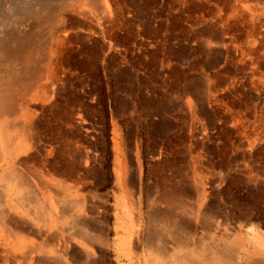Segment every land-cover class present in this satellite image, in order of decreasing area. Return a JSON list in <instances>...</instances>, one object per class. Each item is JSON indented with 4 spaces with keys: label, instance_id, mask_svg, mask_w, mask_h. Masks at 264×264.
Masks as SVG:
<instances>
[{
    "label": "rangeland",
    "instance_id": "374dc122",
    "mask_svg": "<svg viewBox=\"0 0 264 264\" xmlns=\"http://www.w3.org/2000/svg\"><path fill=\"white\" fill-rule=\"evenodd\" d=\"M5 80L0 264H264V0H0Z\"/></svg>",
    "mask_w": 264,
    "mask_h": 264
},
{
    "label": "bare ground",
    "instance_id": "6f19581e",
    "mask_svg": "<svg viewBox=\"0 0 264 264\" xmlns=\"http://www.w3.org/2000/svg\"><path fill=\"white\" fill-rule=\"evenodd\" d=\"M109 11V10H108ZM50 16V15H49ZM33 37V36H32ZM25 39V38H24ZM27 40V39H26ZM20 41V40H19ZM19 41H16V43L14 42V45H9L8 44V41L6 40L5 42H2V47L3 49L8 53V50L9 48L11 49V47H14L13 51H12V54L13 55H9V56H14L17 55V52H19L20 50H23L25 48H28L26 47V45H24L23 42H19ZM29 41V39H28ZM33 42V40L30 41V43ZM34 44V43H33ZM14 59V58H13ZM28 72V71H27ZM31 74V73H30ZM28 77V76H27ZM26 77V78H27ZM32 78V77H30ZM24 79V78H23ZM32 80H35V79H32ZM6 81V80H5ZM2 84V85H1ZM17 86L18 84L15 83V82H8V80L6 81V83H3L1 82L0 83V114H1V117H2V113H6L7 111H9V108H10V104L11 102H13V94H15L16 92V89L14 88V86ZM19 87V86H18ZM21 91V90H20ZM21 93V92H20ZM12 106V105H11ZM8 113V112H7ZM1 120V119H0ZM2 123V121H0ZM6 123V122H5ZM2 125V124H1ZM5 125V124H3ZM7 127V126H5ZM236 238V237H235ZM239 239V238H238ZM234 241V238L232 239ZM231 242L229 243V247H224L225 250H221V249H218V247H213V253L215 255H217V259L215 258L214 260H212L211 258L208 257V255H205V256H202V260H205V264H232V258L230 257V255H228V251H230L231 249L234 250L233 246L237 245L238 242ZM240 243V242H239ZM211 244V243H210ZM231 244V245H230ZM234 244V245H232ZM228 246V245H227ZM222 249H224L223 247H221ZM238 249V248H237ZM231 250V251H232ZM236 250V248H235ZM234 250V251H235ZM241 251V250H240ZM236 252V251H235ZM244 256L243 258L241 259V262L239 264H244L247 262V264H253V262L251 261V258H250V255H248L245 250H244ZM176 257V256H175ZM178 258V257H177ZM195 263V262H193ZM186 264V263H185ZM197 264V263H195ZM234 264H236L234 262ZM259 264V263H258ZM263 264V263H262Z\"/></svg>",
    "mask_w": 264,
    "mask_h": 264
}]
</instances>
